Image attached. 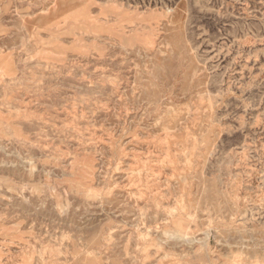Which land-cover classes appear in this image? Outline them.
<instances>
[{"label": "rangeland", "instance_id": "rangeland-1", "mask_svg": "<svg viewBox=\"0 0 264 264\" xmlns=\"http://www.w3.org/2000/svg\"><path fill=\"white\" fill-rule=\"evenodd\" d=\"M0 264H264V0H0Z\"/></svg>", "mask_w": 264, "mask_h": 264}]
</instances>
